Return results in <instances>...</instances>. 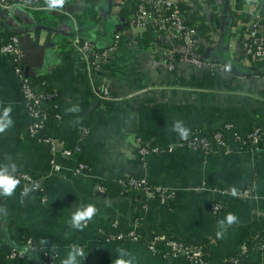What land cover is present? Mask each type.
I'll return each instance as SVG.
<instances>
[{"label": "crops", "instance_id": "0c3cea01", "mask_svg": "<svg viewBox=\"0 0 264 264\" xmlns=\"http://www.w3.org/2000/svg\"><path fill=\"white\" fill-rule=\"evenodd\" d=\"M173 1L201 28L196 55L210 66L180 62L181 46L165 36L129 30L131 13L119 14L126 0H65L61 7L66 14L0 9V44L11 35L18 38L23 72L57 94L44 108L50 112L55 105L60 115L58 121L47 117L35 137L26 134L28 118L13 63L0 54V117L10 106L13 121L0 133V166L15 164V177L27 175L44 194V201L36 195L22 200L18 185L12 196L0 195V264H49L41 250L55 254V264H62L72 246L84 250L86 259L77 257L80 264H114L121 248L135 257L134 264H186L183 257L170 256L163 243L157 244V253H150L146 243L153 234L201 245L206 264H222L264 222V74L248 73L264 72V64L249 65L239 44L250 12L264 19V0ZM70 17L79 37L102 55L91 67L70 44ZM102 87L113 100L96 96ZM176 121L205 134L231 125L224 132L228 140L258 127L261 147L231 155L185 149L169 153L165 147L180 136L172 131ZM81 127L86 133L78 138ZM43 138L75 151L66 159L55 158L60 168L56 173L50 169ZM137 142L159 151L139 161ZM78 161L87 169L74 174ZM122 175L173 189L175 197L166 205L152 201L134 208L137 197L132 193L97 191L98 185L115 183ZM240 188L252 196L237 199L214 191ZM212 203L224 208L212 213ZM89 204L95 206V215L82 230L73 228L72 215ZM228 213L237 222L220 227L217 222ZM131 228L136 240H106L100 232ZM27 240L37 249H28ZM10 253L15 256L7 261ZM244 261L264 264V251H251Z\"/></svg>", "mask_w": 264, "mask_h": 264}, {"label": "built area", "instance_id": "2783aa9c", "mask_svg": "<svg viewBox=\"0 0 264 264\" xmlns=\"http://www.w3.org/2000/svg\"><path fill=\"white\" fill-rule=\"evenodd\" d=\"M256 0H254L255 2ZM63 6V5H62ZM18 8L26 11L46 10L54 11L61 14H66L62 7H50L48 0H0V9L10 10ZM119 11V7H116ZM74 35L71 39V46L81 56L82 60L90 67L97 61L99 56L94 46L87 40L81 39L78 35V26L75 19L70 17ZM129 30L135 33H150L156 37L165 36L167 39L176 42L181 46V54L179 61L194 65L196 67L210 66L196 55L198 46V26L196 23L189 21L183 13H181L178 3L173 0H136L135 10L130 14L128 20ZM240 55L249 64L254 65L264 59V19L258 16L254 10L249 14L248 20L242 24L239 33ZM117 41H114L116 43ZM0 54L8 56L13 63V73L18 79V93L20 103L26 112L28 122L25 125V132L30 137L38 135L42 124L47 117L53 118L55 121L60 119V115L55 105L52 111H46L45 103L55 99V92H47L41 83L31 85L29 77L22 71L21 50L18 45V38L10 36L7 42L0 44ZM172 63L170 60L169 64ZM96 96L101 100H113L107 87H102ZM231 128V125H225L223 128L215 129L212 132L200 135L198 131L190 130L184 138L179 136L176 144L167 145L166 152H173L176 149H185L201 153L203 155L220 153L223 155H231L240 150L257 151L261 147L262 132L260 128H252L246 135L239 136L233 134L228 140L225 138L224 132ZM86 133V129L81 127L78 130V138ZM42 143L49 151V165L53 173L59 171V166L55 162L56 157L68 158L75 151L63 147H56L54 141L50 138L41 139ZM158 148L148 144L137 142L136 156L139 161H143L151 154L158 153ZM87 169L82 162H77L74 168V174H81ZM19 183L18 196L20 199L28 195H36L40 201H44V194L40 185L25 174H17ZM121 190L134 194L136 203L134 208L139 207L140 201L146 205L152 201L160 205L170 203L175 197V191L170 188L162 187L149 183L145 178L134 177L131 175H122L116 181ZM27 190V195L23 193ZM213 190V189H212ZM97 191L101 192L102 187L98 185ZM221 195H232L237 199H248L252 196L249 189L240 188L231 193L226 189L214 190ZM142 205V206H144ZM224 208L222 203H212L209 209L212 213H217ZM102 236L103 233L100 230ZM104 239L121 240L128 238L136 240L137 236L134 229L131 228L124 233L114 236H103ZM163 243L170 256H181L186 261V264H206L203 259L202 246L190 245L188 243L179 242L173 239L153 234L146 243V249L150 253H157V244ZM26 247L30 250L37 248L29 241H26ZM81 248V247H79ZM40 250V249H39ZM251 251H264V237L259 239L254 236H246L239 245L236 255L228 260L229 264H242L246 255ZM41 255L44 260L51 264V260H56V255L47 250H41ZM15 254L10 253L6 256V260L10 261ZM224 262V261H223Z\"/></svg>", "mask_w": 264, "mask_h": 264}, {"label": "clouds", "instance_id": "9594fccd", "mask_svg": "<svg viewBox=\"0 0 264 264\" xmlns=\"http://www.w3.org/2000/svg\"><path fill=\"white\" fill-rule=\"evenodd\" d=\"M65 0H49L50 7H61L64 4ZM78 109H70V111H76ZM12 111L11 107L4 109L3 117H0V133H3L6 129L12 126L13 121L9 119V113ZM172 131L178 132L181 138H184L188 135L189 129L184 127L182 121H176ZM11 169V172L9 171ZM16 172L15 164L9 163L7 165L0 166V195L10 197L13 195L15 189L19 185L20 181L15 177L14 173ZM27 195V190L23 193ZM3 211V209H0ZM95 206L89 204L87 207H81L76 210L72 215L71 226L78 230H82L88 220H90L96 213ZM237 217L228 213L225 220H220L217 223L220 227H223L225 223L231 225L237 222ZM223 233L217 232L218 237H222ZM119 255L115 259L114 264H134L135 257L128 253L125 249L117 250ZM77 257H80L81 260L86 259L84 250L82 248L72 246L71 250L67 253V258L62 261V264H80ZM125 257H128L127 259Z\"/></svg>", "mask_w": 264, "mask_h": 264}, {"label": "trees", "instance_id": "16d2710c", "mask_svg": "<svg viewBox=\"0 0 264 264\" xmlns=\"http://www.w3.org/2000/svg\"><path fill=\"white\" fill-rule=\"evenodd\" d=\"M238 1H239V0H238ZM135 4H136V0H126V2H124V5H123L122 8L120 9V13H119L120 16L125 17L126 14H128V13H132V12L135 10ZM240 5H241V4H240ZM77 21H78V20H77ZM199 31H201V28L198 27V32H199ZM202 34H203V33H202ZM11 36H12V35H11ZM206 38H207V37H206ZM239 41H240V39H239ZM5 42H7V41H5ZM5 42H4V43H5ZM4 43H1V45L4 44ZM262 62H263V64H264V59H263L261 62H259V63H262ZM21 64H22V63H21ZM22 71H23V69H22ZM248 73H251V74H261V75L264 74V72H261L260 70H256V69L250 70V71H248ZM33 80H34V79L29 78V82H30L31 85H36V84H38V83H34ZM38 82H39V81H38ZM46 91H47V92H52V91L49 90V89H46ZM194 131H198V133H200V135H205V133H204L203 131L199 130V129H194ZM79 162H80V161H79ZM82 163H83V162H82ZM101 187H102V191H101V192H103V193H105V191L107 192V191L109 190V188H110V189L112 188L110 191H112V192L115 191L117 194H120V195H126V194H129L128 192H126V191H124V190H121L120 187L117 185L116 182H115V183H102V184H101ZM142 205H144V203L140 201L139 206H142ZM101 231H102V233H103V236H105V237H108V236H114V235H117V234H120V233H124V232H120V231H117V232L115 231L114 233H112V232H108V231L103 230V229H101ZM247 236L250 237V239H251L252 237H254V236L258 237L259 239L263 238V237H264V222H261L260 225H259V226H258L253 232L249 233ZM245 238H246V237H245ZM245 238H244V239H245ZM180 242H181V241H180ZM184 243H185V242H184ZM206 243H207V242H204V244H206ZM192 245H196V244H192ZM196 246H197V245H196ZM198 246H201V245H198ZM235 255H236V253H233V254L227 256L222 264H229V263H228V260L231 259V258H233ZM51 264H55V261H52V260H51ZM242 264H246L245 261H243Z\"/></svg>", "mask_w": 264, "mask_h": 264}, {"label": "water", "instance_id": "95a60500", "mask_svg": "<svg viewBox=\"0 0 264 264\" xmlns=\"http://www.w3.org/2000/svg\"><path fill=\"white\" fill-rule=\"evenodd\" d=\"M125 25V24H124Z\"/></svg>", "mask_w": 264, "mask_h": 264}]
</instances>
